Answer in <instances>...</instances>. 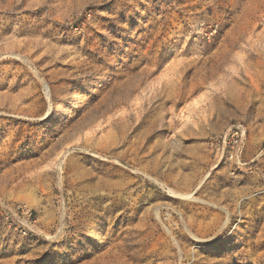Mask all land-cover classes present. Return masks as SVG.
<instances>
[{
    "label": "rangeland",
    "instance_id": "1",
    "mask_svg": "<svg viewBox=\"0 0 264 264\" xmlns=\"http://www.w3.org/2000/svg\"><path fill=\"white\" fill-rule=\"evenodd\" d=\"M0 264H264V0H0Z\"/></svg>",
    "mask_w": 264,
    "mask_h": 264
},
{
    "label": "built area",
    "instance_id": "2",
    "mask_svg": "<svg viewBox=\"0 0 264 264\" xmlns=\"http://www.w3.org/2000/svg\"><path fill=\"white\" fill-rule=\"evenodd\" d=\"M245 134V129L241 125L232 126L223 133L211 136L207 143L208 149L215 157L235 163L241 160L243 155ZM14 212L22 213L27 219L32 216V210L23 202L15 205Z\"/></svg>",
    "mask_w": 264,
    "mask_h": 264
},
{
    "label": "bare ground",
    "instance_id": "3",
    "mask_svg": "<svg viewBox=\"0 0 264 264\" xmlns=\"http://www.w3.org/2000/svg\"><path fill=\"white\" fill-rule=\"evenodd\" d=\"M191 193V192H190ZM27 207V206H26ZM28 208V207H27ZM14 210V209H13ZM189 224V223H188ZM207 239V238H206Z\"/></svg>",
    "mask_w": 264,
    "mask_h": 264
}]
</instances>
